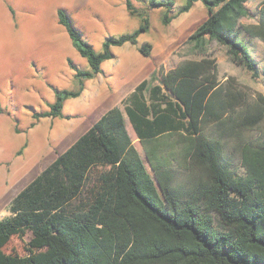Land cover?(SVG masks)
<instances>
[{
    "label": "trees",
    "instance_id": "trees-1",
    "mask_svg": "<svg viewBox=\"0 0 264 264\" xmlns=\"http://www.w3.org/2000/svg\"><path fill=\"white\" fill-rule=\"evenodd\" d=\"M197 1L209 15L190 36L194 47L206 53L216 40L258 76L259 61L240 24L251 14L252 0H186L179 13ZM174 4L148 1L149 8L166 7L164 24L175 17L169 15ZM127 9L139 12L131 0ZM58 18L89 69L77 68L79 88L58 92L50 110L37 117L61 116L65 100L81 95L84 80L114 57L113 46L138 44L150 29L145 15L137 30L110 37L98 52L66 10L59 9ZM245 29L264 40V6L259 22ZM151 48L149 42L139 46L145 56ZM126 115L155 178L133 143ZM263 123L264 96L252 103L234 78L220 83L215 58L160 67L11 201L9 215L0 219V264H264V135L244 139ZM228 135L239 139L244 175L227 155ZM174 137L179 167L172 164L179 160L175 151H167ZM27 233V254L4 250L13 236Z\"/></svg>",
    "mask_w": 264,
    "mask_h": 264
},
{
    "label": "rangeland",
    "instance_id": "rangeland-1",
    "mask_svg": "<svg viewBox=\"0 0 264 264\" xmlns=\"http://www.w3.org/2000/svg\"><path fill=\"white\" fill-rule=\"evenodd\" d=\"M131 1L139 11L136 14L127 9V0H0V219L9 215L8 206L21 190L160 67L169 70L185 60L215 58L220 83L234 78L252 103L264 96V40L245 29L259 22L264 0L250 1L251 14L240 19L241 35L259 60L256 77L235 63L216 40L209 41L206 53L194 47L190 36L209 15L202 1L179 13L186 0H174L169 15L175 17L168 24L162 22L166 7L149 8V0ZM59 9L71 15L83 39L98 52L110 37L137 30L145 15L150 29L140 34L138 44L113 46L114 57L102 63L95 77L84 80L81 95L65 100L61 116L37 117L50 110L58 92L79 88L77 68L89 69L87 59L59 22ZM144 42L152 45L149 56L139 50ZM126 120L133 143L155 178L145 147L127 115ZM207 130L211 132L213 126L208 125ZM263 130L264 123L245 133L244 139L264 135L260 134ZM223 139L233 168L244 175L246 169L235 148L239 139L234 135ZM174 140L170 138L171 144ZM179 148L177 141L167 147V151H175L179 160L172 164L178 167L182 163L176 152ZM30 235L13 236L4 250L27 254Z\"/></svg>",
    "mask_w": 264,
    "mask_h": 264
},
{
    "label": "crops",
    "instance_id": "crops-1",
    "mask_svg": "<svg viewBox=\"0 0 264 264\" xmlns=\"http://www.w3.org/2000/svg\"><path fill=\"white\" fill-rule=\"evenodd\" d=\"M257 59H258V58H257ZM258 61H259V60H258ZM126 121H127V120H126ZM130 123H131V122H130ZM131 125H132V124H131ZM132 127H133V126H132ZM127 128H128V126H127ZM128 131H129V129H128ZM129 133H130V132H129ZM55 160H56V159H55ZM55 160H54V161H55ZM37 176H38V175H37ZM33 180H34V179H33ZM33 180H32V181H33Z\"/></svg>",
    "mask_w": 264,
    "mask_h": 264
}]
</instances>
